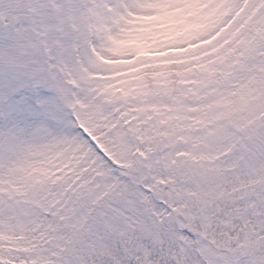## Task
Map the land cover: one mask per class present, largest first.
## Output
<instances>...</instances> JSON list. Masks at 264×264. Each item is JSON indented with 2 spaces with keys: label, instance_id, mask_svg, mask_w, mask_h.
<instances>
[{
  "label": "snow or ice",
  "instance_id": "snow-or-ice-1",
  "mask_svg": "<svg viewBox=\"0 0 264 264\" xmlns=\"http://www.w3.org/2000/svg\"><path fill=\"white\" fill-rule=\"evenodd\" d=\"M0 264H264V0H0Z\"/></svg>",
  "mask_w": 264,
  "mask_h": 264
}]
</instances>
